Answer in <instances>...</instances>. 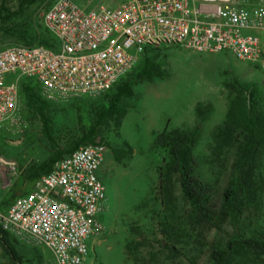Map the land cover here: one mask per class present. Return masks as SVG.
I'll return each mask as SVG.
<instances>
[{
	"label": "rangeland",
	"instance_id": "1",
	"mask_svg": "<svg viewBox=\"0 0 264 264\" xmlns=\"http://www.w3.org/2000/svg\"><path fill=\"white\" fill-rule=\"evenodd\" d=\"M55 1L0 0V48L24 44L22 33L35 40L47 39L42 17ZM71 1L90 10L125 0ZM157 54L163 76L137 81L135 70L126 76L123 81H129L133 94L121 100L125 116L119 127L110 121L96 137V142L105 145L98 169L106 193V208L100 215L105 228L89 241L86 264H214L215 251L225 250L229 241L264 232V152L255 171L256 191L238 215L220 213L223 192L235 178V152L229 150L221 159L211 153L233 85H254L264 101V64L241 61L228 51L199 53L175 46L162 47ZM17 76L18 71L9 74L6 81ZM96 98L50 103L48 114L62 147L69 146L86 123L83 102ZM197 126L193 160L196 175L211 188L217 211L212 219L196 213L178 179L171 194L165 195L161 180L166 154L154 145L157 132ZM51 153L41 134L40 118L20 94V123L0 129V158L13 163L0 162L2 209L33 188L37 179L33 171ZM10 238L22 264L49 263L51 253L44 245ZM6 259L0 246V264H9ZM224 264H264V255L245 249L231 251Z\"/></svg>",
	"mask_w": 264,
	"mask_h": 264
},
{
	"label": "built area",
	"instance_id": "2",
	"mask_svg": "<svg viewBox=\"0 0 264 264\" xmlns=\"http://www.w3.org/2000/svg\"><path fill=\"white\" fill-rule=\"evenodd\" d=\"M42 23L55 48H0V129L20 123L22 82L35 83L50 102L98 97L134 68L147 47L228 51L264 64V0H125L90 10L56 0ZM104 151L96 142L62 156L32 189L0 208V228L16 240L44 245L48 264H86L89 241L105 228L100 215L106 193L98 176Z\"/></svg>",
	"mask_w": 264,
	"mask_h": 264
},
{
	"label": "trees",
	"instance_id": "3",
	"mask_svg": "<svg viewBox=\"0 0 264 264\" xmlns=\"http://www.w3.org/2000/svg\"><path fill=\"white\" fill-rule=\"evenodd\" d=\"M32 1V0H31ZM47 32V30H46ZM47 39L35 40L32 36L22 33L24 44H41L51 48L56 47L54 38L47 32ZM162 47H147L134 68L124 75L110 90L91 101H84L81 109L84 116H88L86 123L80 130L78 137L69 140L66 148L62 147L54 135L52 120L48 111L50 101L43 99L37 85L32 81L22 82L20 94H23L29 106L37 113L41 121V134L46 139L51 155L33 171L32 177L38 178L48 172L53 163L79 148L82 145L95 143L104 126L113 121L117 127L125 116L121 106L124 97L131 96L132 87L129 81L123 79L131 75L134 80L152 79L163 76V71L156 60L158 50ZM78 99V98H77ZM73 99L72 101H75ZM90 114V116H89ZM87 115V116H85ZM198 126L192 130L174 128L155 134L154 145L166 154L162 168V189L166 196L172 192L175 179L180 182L184 197L191 203L196 213L204 219H212L217 211L214 208L211 188L196 175L193 148L196 143ZM229 150H234L235 178L231 186L223 192V205L220 213L224 215H238L257 188L255 171L262 152H264V101L254 85L250 83H236L233 85V95L229 102L225 118L218 126L211 153L221 159ZM113 153L120 158L117 150ZM1 208V206H0ZM2 209V208H1ZM0 244L14 264H22L18 259L10 235L0 228ZM240 249L252 250L264 255V232H259L242 240L229 241L225 250L215 251L214 264H224L231 251Z\"/></svg>",
	"mask_w": 264,
	"mask_h": 264
},
{
	"label": "crops",
	"instance_id": "4",
	"mask_svg": "<svg viewBox=\"0 0 264 264\" xmlns=\"http://www.w3.org/2000/svg\"><path fill=\"white\" fill-rule=\"evenodd\" d=\"M0 246H1V244H0ZM1 248H2V250H4L2 246H1ZM6 258H7L6 260L9 264H14L13 261L10 259V257L7 254H6Z\"/></svg>",
	"mask_w": 264,
	"mask_h": 264
}]
</instances>
